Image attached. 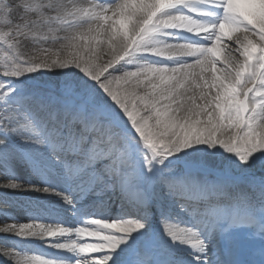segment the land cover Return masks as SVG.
Instances as JSON below:
<instances>
[{"label": "snow or ice", "instance_id": "6c2138e0", "mask_svg": "<svg viewBox=\"0 0 264 264\" xmlns=\"http://www.w3.org/2000/svg\"><path fill=\"white\" fill-rule=\"evenodd\" d=\"M0 204V264H264V0H0Z\"/></svg>", "mask_w": 264, "mask_h": 264}, {"label": "bare ground", "instance_id": "6f19581e", "mask_svg": "<svg viewBox=\"0 0 264 264\" xmlns=\"http://www.w3.org/2000/svg\"><path fill=\"white\" fill-rule=\"evenodd\" d=\"M22 177H23V173H21ZM0 207H3L2 204H0ZM17 217V220H7V223H16V222H30L28 219V215L25 214L23 211L21 212V214H15ZM5 223V220L3 217H0V226H3V224Z\"/></svg>", "mask_w": 264, "mask_h": 264}]
</instances>
